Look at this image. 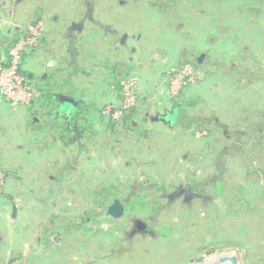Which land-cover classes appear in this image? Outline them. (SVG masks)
<instances>
[{
	"label": "rangeland",
	"instance_id": "1",
	"mask_svg": "<svg viewBox=\"0 0 264 264\" xmlns=\"http://www.w3.org/2000/svg\"><path fill=\"white\" fill-rule=\"evenodd\" d=\"M69 16L76 18L74 23H53L55 17ZM34 25H41V41L24 54L23 62L39 50L52 28L61 30L65 44L72 28L71 35L78 37V63L86 71L94 68L86 60L92 49V43H85L87 33L128 32L131 38L121 47L125 53L117 52L115 41L108 48L136 66L127 77L136 78L138 104L127 117L140 109V87L149 68L145 81H154L158 92L165 89L173 106L129 118L128 124L124 118L118 123L107 120L114 135L91 139L93 148L80 161L69 187L63 182L59 199L43 204L40 221L30 219V240L21 249V259L12 257L14 264H26L32 257L56 264L50 250L56 240L76 251H69L75 259L63 264H203L211 256L229 253L236 256V264H264V140L259 138L264 137V0H0V35L8 27L27 32ZM171 27L182 33L187 58L177 60L176 44L165 33ZM201 36L202 41L197 38ZM194 49L200 50L191 57ZM190 61L203 78L198 76L171 96V72ZM118 95L119 101L108 106L121 103L120 81ZM173 108L179 120L174 113L169 116L173 124L156 122ZM27 111L33 110L15 107L0 94L2 133L12 127L10 135L15 136ZM102 140L109 149L104 151L103 146L97 152ZM63 151L61 162L64 156V161L73 158ZM39 158L46 160V169L53 163L47 154ZM0 170L5 175L0 223H6L8 172ZM188 187L208 199L189 203L184 197L169 199ZM115 200L125 206L119 220L106 216ZM135 219L147 223L152 232L133 234ZM10 241L6 234L0 239L6 261L12 259ZM89 243L93 246L85 254L84 245Z\"/></svg>",
	"mask_w": 264,
	"mask_h": 264
},
{
	"label": "crops",
	"instance_id": "2",
	"mask_svg": "<svg viewBox=\"0 0 264 264\" xmlns=\"http://www.w3.org/2000/svg\"><path fill=\"white\" fill-rule=\"evenodd\" d=\"M40 15L42 14L39 13V16ZM20 18L22 19L23 16L21 17L20 15ZM75 19L76 18L72 16L63 18L55 17L53 18V23L57 24L61 21L70 24L72 21L74 23ZM88 22L93 23L90 20ZM174 29L176 28H167L165 33L166 37L176 44L174 45L173 43L175 46H173V50L177 52V60H181L180 57L187 58L185 53L188 52V50H186L187 48L183 43L184 39L182 38V33H178ZM22 31L23 29L18 26L14 28L8 27L6 34H4V36L3 34L0 35V56L5 57L9 42L13 38L20 36V34L23 33ZM73 31L72 28L67 30V36L70 41L67 42L68 44H65V39L61 30L52 28L50 32L44 35L39 50L37 52H32L28 56L26 55L23 62L24 74H26L28 80L35 83L36 86L38 85L39 89H43L47 85L56 87L55 91L52 93V101L54 102V114L59 120L55 123L53 117L49 115L43 116V113L37 115L35 110L32 109L33 111H30L31 113L27 111V113L25 112L22 114V127L15 136L10 135L13 129L12 127H10V130H4L5 134L2 133L0 129V167L7 169L8 172L5 200L10 201L8 218L4 220L6 223H0V239H2L3 236L5 238V234L7 238L10 237L11 241L9 242V247H11L10 249L12 250L11 258L16 256L21 259L22 256L20 253H22V248H24L23 245L29 242L30 236L28 235H30L29 232H32L31 229L27 230L28 225H33V223H30V219L32 218L35 222L40 221L38 215L39 211L44 207L43 204L48 201L55 202L59 199L63 182L69 187L72 176L75 174L80 161L83 160L88 155V151L93 148L91 139L93 137H110V133L112 132L109 129L110 126H107L106 123L108 119L101 114L102 109L108 104L119 101L118 82L129 75L130 68L136 72L135 64L134 66H130L126 61L119 59L117 53L109 50L112 49L109 46L111 41H113L112 43L115 41L117 44H115L116 47L118 46L120 48V50L117 51L119 54L125 53L126 51H123L120 46V40L124 32L120 34L119 29H99L97 32L92 31L87 33L85 43H92V49L90 48L91 53L89 56H86V60L91 63V67L96 68H92L89 71L83 70L78 63L80 51L76 50L78 48L75 46L78 37L74 38L71 35ZM197 38L200 39V41H202L201 39H205L204 36ZM202 46V48H205V45ZM200 49H194L191 57ZM201 64L202 61L198 65ZM181 66H183V64L178 65V67ZM99 70H101V72ZM150 72L151 68L144 74L150 76ZM146 76H143L140 92L138 91L141 102L139 106L140 109L129 118H144L149 112L161 113L163 110L166 111L173 106V102L164 93L165 89L162 91L163 93L160 89L158 92L156 89L157 85L154 84V81H145V79L148 78ZM160 78H162V76ZM81 79H83L84 82H81ZM79 84H83L82 88ZM56 95L75 99L78 101V104H76L73 110H68L62 106L61 102L56 98ZM154 99L158 102L154 101ZM170 113L172 115L177 113L176 116L179 120V114L176 112V108H173V111ZM31 115H33L32 118H30ZM10 116L13 115L10 114ZM129 118L127 117L125 124H128ZM157 118H155L156 122H161L158 121ZM170 121L169 118L166 122L161 123L168 125L174 123ZM62 123H64L70 131L67 141L62 140L60 130L58 129V126ZM39 127L41 130H39ZM53 127L54 129H52ZM111 135L114 134L112 133ZM7 143L10 145V149L8 150L10 154L6 157L3 153L8 148ZM103 146L105 148L104 151L109 149L107 142L104 143V140H102L99 145H97V152H101ZM62 147L64 150H68L69 154L72 153V159L70 158L71 156H69L64 161V156L63 162H61V154L66 153V151L62 152ZM20 153H22L21 156H19ZM40 154L49 155L51 158H49V161H53L52 165H50V163L48 164V169H46L43 164L46 160L39 161ZM39 204H41L40 207ZM1 211L2 209H0V213ZM26 214L28 216L27 221L24 220ZM40 244L43 246L44 241L40 242ZM4 246H6V243H4ZM92 246L91 243L84 245L85 254H87V251L91 249ZM57 247L58 249H56ZM70 247V244L60 240H56L54 244L50 246L51 249H49L52 250L51 254L57 259L56 264H63L64 262L70 263V261L75 259V256L72 254H75L76 251L73 247H71V249ZM1 249L2 242H0V264H7L8 261L9 264H14V258L7 261L2 259ZM26 264L47 263L43 262V260L38 257H32Z\"/></svg>",
	"mask_w": 264,
	"mask_h": 264
},
{
	"label": "built area",
	"instance_id": "3",
	"mask_svg": "<svg viewBox=\"0 0 264 264\" xmlns=\"http://www.w3.org/2000/svg\"><path fill=\"white\" fill-rule=\"evenodd\" d=\"M23 32L18 41L11 45L8 57L0 56V94L6 102L15 107L30 108L35 100L40 96V89L28 80L22 70L24 54L41 41V25ZM198 69L190 63L172 71L169 76L168 94L177 95L183 86L194 83L200 75ZM136 78L126 77L120 81L121 103L118 106L107 105L102 112V116L110 122L118 123L127 114L132 112L138 100L135 95ZM1 171V170H0ZM4 172H0V200L4 198L5 182Z\"/></svg>",
	"mask_w": 264,
	"mask_h": 264
},
{
	"label": "water",
	"instance_id": "4",
	"mask_svg": "<svg viewBox=\"0 0 264 264\" xmlns=\"http://www.w3.org/2000/svg\"><path fill=\"white\" fill-rule=\"evenodd\" d=\"M129 39V34L128 33H123L121 40H120V46L124 47L127 44V41ZM203 57L198 60V64L201 63ZM200 78H203V74H200ZM56 98L61 102L62 106L65 107L66 109L73 110L76 107V104H78V101L75 99H72L67 96H59L56 95ZM170 113H166L164 115H160L157 120L161 122H166L170 117ZM171 120V119H170ZM172 121V120H171ZM170 121V122H171ZM186 190L189 192L195 193V190L191 187H188ZM125 215V206L120 200H115L107 209L106 211V216L110 217L114 220H119ZM152 232L151 228L147 223H145L142 220L135 219L133 221V229L132 233L136 235H148ZM236 264V263H234Z\"/></svg>",
	"mask_w": 264,
	"mask_h": 264
},
{
	"label": "trees",
	"instance_id": "5",
	"mask_svg": "<svg viewBox=\"0 0 264 264\" xmlns=\"http://www.w3.org/2000/svg\"><path fill=\"white\" fill-rule=\"evenodd\" d=\"M18 37L13 38L9 42V45L7 46V51H6L5 57H8L9 48L11 47V45L15 44L18 41ZM188 63L193 64L192 61H190ZM197 69L200 70V68H197ZM55 89H56V87H53L52 85H50V86L47 85L43 89L41 88L40 89V96L35 100V102L32 104V106L30 108L35 110V113H37V115H40L41 113H43V116L49 115V116L53 117V119L56 123L59 120V118H57V116L54 114V102L52 101V93L55 91ZM39 111H40V113H39ZM124 119L126 120L127 118H124ZM110 123H114V122L111 121ZM52 129H54V127ZM58 129L60 130V136L62 137V140L67 141V137L69 136V133H70L68 127H66V125L64 123H62L61 125L58 126ZM39 130H41L40 127H39ZM259 135H262V134H259ZM259 135H256V136H259ZM259 138H260V140L261 139L264 140L263 135L261 137L259 136Z\"/></svg>",
	"mask_w": 264,
	"mask_h": 264
},
{
	"label": "flooded vegetation",
	"instance_id": "6",
	"mask_svg": "<svg viewBox=\"0 0 264 264\" xmlns=\"http://www.w3.org/2000/svg\"><path fill=\"white\" fill-rule=\"evenodd\" d=\"M192 188V187H191ZM187 188H180L178 189V192L176 194H174L173 196L169 197V199L171 200L172 198H176L179 199L178 197H184L183 201L185 203H189L194 199H208L207 196L200 194L199 192L193 193V192H189L188 190H186Z\"/></svg>",
	"mask_w": 264,
	"mask_h": 264
},
{
	"label": "bare ground",
	"instance_id": "7",
	"mask_svg": "<svg viewBox=\"0 0 264 264\" xmlns=\"http://www.w3.org/2000/svg\"><path fill=\"white\" fill-rule=\"evenodd\" d=\"M234 254H221L209 257L203 264H234L236 261Z\"/></svg>",
	"mask_w": 264,
	"mask_h": 264
}]
</instances>
